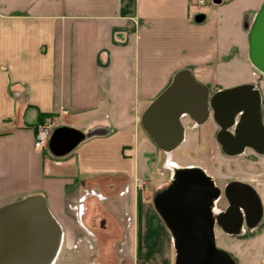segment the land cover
<instances>
[{
    "label": "crops",
    "instance_id": "crops-1",
    "mask_svg": "<svg viewBox=\"0 0 264 264\" xmlns=\"http://www.w3.org/2000/svg\"><path fill=\"white\" fill-rule=\"evenodd\" d=\"M263 1L213 0L198 14L197 0H0V207L45 197L62 229L54 264H139L138 246L141 264H173L171 253L147 248L156 233H170L149 186L134 185L148 182L153 158L165 152L141 116L181 69L210 93L254 83L264 102V74L249 59L242 26ZM185 116L186 138L202 123ZM47 121L99 132L55 156L49 142L34 145ZM242 181L264 206V170ZM262 225L264 213L248 264H264Z\"/></svg>",
    "mask_w": 264,
    "mask_h": 264
},
{
    "label": "water",
    "instance_id": "water-1",
    "mask_svg": "<svg viewBox=\"0 0 264 264\" xmlns=\"http://www.w3.org/2000/svg\"><path fill=\"white\" fill-rule=\"evenodd\" d=\"M247 27L249 59L264 74V1ZM185 115L195 124L212 116L219 127L216 139L229 156L247 148L264 154L262 95L254 83L210 93L190 69H181L144 110L141 123L160 149L172 152L185 138ZM98 132L56 127L48 146L53 155L63 156ZM222 194L227 206L214 214V202ZM153 201L173 235L175 264H237L218 246L216 226L227 234L239 235L245 226L257 227L264 213L261 197L251 183L235 179L222 190L197 165L174 170L171 183L158 191ZM61 243V226L44 196L29 195L0 207V264H51Z\"/></svg>",
    "mask_w": 264,
    "mask_h": 264
},
{
    "label": "rangeland",
    "instance_id": "rangeland-1",
    "mask_svg": "<svg viewBox=\"0 0 264 264\" xmlns=\"http://www.w3.org/2000/svg\"><path fill=\"white\" fill-rule=\"evenodd\" d=\"M212 5L213 0H206L205 4L198 6L196 12L199 14L201 11L206 10ZM250 20V16L243 17L242 26L245 31L247 30V24H251H249ZM241 55L239 54L238 49H235V56H240L241 61H243V54L241 53ZM245 72L249 73V70L247 71V67L242 64L241 73L244 75L246 74ZM263 104L264 102L262 101V111ZM183 120L188 125L192 123V119L187 116L184 117ZM215 125V121L207 119L201 125L196 126L195 128H189L188 135L183 143L171 153V161H174L181 166L197 165L202 167L213 177L216 185L222 190H224L225 185L231 180H242L246 177H252V174H257L264 170V154H259L253 150H248L245 154L235 157L225 154L216 139V134H214L213 129L215 128ZM167 159V154L160 151L159 154L153 158L152 167L154 170L151 173L150 179L147 180L148 182L146 181L147 183L142 179L143 185L141 187L149 186L151 190L149 191L153 197L158 191L163 190L171 183L174 171L167 164ZM226 206L227 200L225 196L222 195L219 208L222 209ZM261 229H264V225H262ZM169 233L170 235L167 239L161 235V233H156L158 241L154 246L149 244L147 248L150 250V248L154 247L155 249L157 248L160 253H171L173 264H175V242L170 230ZM216 242L218 246L224 248L233 257L235 256L237 260H239L238 264L241 261L242 264H248L246 260H248V254L250 255L252 252V229L245 226V229L241 234L231 235L225 233L220 227L216 226ZM138 258L140 260L139 264H141V248L139 246ZM150 264H158L157 257H151Z\"/></svg>",
    "mask_w": 264,
    "mask_h": 264
},
{
    "label": "built area",
    "instance_id": "built-area-1",
    "mask_svg": "<svg viewBox=\"0 0 264 264\" xmlns=\"http://www.w3.org/2000/svg\"><path fill=\"white\" fill-rule=\"evenodd\" d=\"M197 3L202 5L206 3V0H197ZM54 129V123L53 121H47L45 123L42 124H38L37 126V130L35 133V142L34 145L37 149H43L49 142V139L52 135ZM167 154V158H168V153ZM135 187H141L143 185V181L140 178H136L135 179V183H134ZM128 189H126L127 191ZM216 205V202H214V206H213V212H214V207ZM220 209V208H219ZM222 210L220 209L218 213H220ZM218 213H214V214H218Z\"/></svg>",
    "mask_w": 264,
    "mask_h": 264
},
{
    "label": "bare ground",
    "instance_id": "bare-ground-1",
    "mask_svg": "<svg viewBox=\"0 0 264 264\" xmlns=\"http://www.w3.org/2000/svg\"><path fill=\"white\" fill-rule=\"evenodd\" d=\"M168 153V159H167V164L169 165V167L174 171L178 168L181 167V165H179L178 163H175L174 161H171V152H167ZM219 210L217 209L216 205L214 207V213H218ZM59 253V252H58ZM58 255V254H57ZM57 255L54 258V260L51 262V264H54L56 259H57Z\"/></svg>",
    "mask_w": 264,
    "mask_h": 264
},
{
    "label": "flooded vegetation",
    "instance_id": "flooded-vegetation-1",
    "mask_svg": "<svg viewBox=\"0 0 264 264\" xmlns=\"http://www.w3.org/2000/svg\"><path fill=\"white\" fill-rule=\"evenodd\" d=\"M185 117H186V116H185ZM222 195H223V194H222ZM222 195H221L218 199L215 200V202H216V207H217L218 210H220V209H219V203H220V201H221ZM225 208H226V207L222 208L221 210L223 211ZM222 211H221V212H222ZM101 222L103 223V221H101ZM101 222H100V223H101ZM244 229H245V228H244Z\"/></svg>",
    "mask_w": 264,
    "mask_h": 264
}]
</instances>
